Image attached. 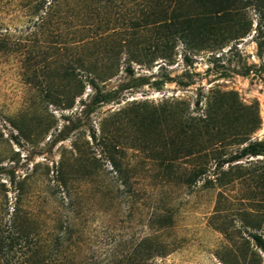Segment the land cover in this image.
Returning <instances> with one entry per match:
<instances>
[{
	"label": "rangeland",
	"instance_id": "374dc122",
	"mask_svg": "<svg viewBox=\"0 0 264 264\" xmlns=\"http://www.w3.org/2000/svg\"><path fill=\"white\" fill-rule=\"evenodd\" d=\"M32 1L5 0L0 11V28L12 44L0 53V223L18 207L43 245L60 239L66 264H124L146 237L154 247L164 245L165 254L141 264H264L249 237L264 236V184L246 178L264 169V157L236 162L232 174L239 178L227 188L207 187L204 179L193 186L176 182L198 161L174 157L176 112L200 116L209 103L226 106L219 122L226 134L223 158L264 142V0L175 2L195 30L191 43L178 41L172 59L131 63L133 76L122 64L100 88L128 89L93 113L89 85L72 108L65 96L78 90L65 66L82 56L76 32L86 12L81 5L91 0H66L63 12L43 27L35 25ZM107 10L116 32L95 41L132 37V25L114 23L118 16ZM155 32L148 26L136 33L145 39ZM137 111L150 119L131 122ZM9 120L30 135L19 134ZM93 134L108 136V151ZM243 134L246 142L239 144Z\"/></svg>",
	"mask_w": 264,
	"mask_h": 264
},
{
	"label": "trees",
	"instance_id": "16d2710c",
	"mask_svg": "<svg viewBox=\"0 0 264 264\" xmlns=\"http://www.w3.org/2000/svg\"><path fill=\"white\" fill-rule=\"evenodd\" d=\"M4 1L0 0V11ZM180 1L133 0L132 3L134 4H132L130 0H91L89 6L81 5L80 9H86V12L81 17V30L76 32L80 33L82 38L76 43L83 48L82 56L73 64L65 66L67 78L74 76L77 79L78 90L72 96L69 95L70 92H66L65 96L68 102L66 108H72L75 99L84 94L88 85L95 91L91 103L87 105V108H91V113L94 112L93 109L97 106L111 104L120 100L122 91L128 89L127 87L122 86L116 90L103 91L100 88V83L118 76L122 64H129L125 71L130 76H133L134 71L131 63L148 65L157 59L169 60L173 57V51L178 41H182L185 44L191 43L195 30L191 26V20L185 18V14L175 5V2ZM240 1L243 0H235L236 3ZM65 2L66 0H33L31 2L35 5L33 15L38 18L35 25L43 27L51 19L60 15L63 12ZM172 4H174V8ZM108 8H112L118 16L114 23L122 21L132 25L131 29L135 31L132 37L114 40L113 37L107 36L98 42L95 41L97 37H103L109 32H116V29L111 27L113 19L107 10ZM139 11L141 18L136 16ZM229 15H231V12H229ZM148 26H155L156 34L145 39L138 37L136 32ZM101 49L105 50L107 57L100 58L101 51L99 50ZM10 50H12L10 39L0 28V53H6ZM101 61L103 62L101 63ZM143 84V82L140 83V85ZM225 107L217 108L214 104L211 105L209 103L204 113L200 116H194L184 109L176 112L175 118L179 122L180 133L175 143L174 157L185 156L193 158L196 162L198 161L191 171H184V174H178L176 178L178 181L176 182L193 186L204 179L207 187L227 188L229 184L234 183L239 178V176L236 178L232 174L234 167H236L234 166L236 162L250 157H264L263 142L250 143L238 152L231 154L228 158H223L220 151L223 144H225L226 138L221 136L224 133L219 127V122L221 121V109L223 110ZM147 113L137 111L131 118V122H138L142 125L143 122H147L150 119V115H147ZM9 122L13 124L19 134L25 137L30 135L26 126H19L13 120H9ZM70 131L67 130V133ZM67 135L61 131L59 137L65 140ZM244 135L240 136L242 141L240 140L239 144L246 142ZM205 136H209V138H205ZM12 137L13 139H18V137ZM92 138L105 151L106 149L108 151L109 138L106 134L100 138L93 134ZM111 162L113 168L120 171L118 164L113 158H111ZM226 165L229 167L227 170H225ZM59 174H61L60 177L63 179L61 171H59ZM246 178L251 179L253 182L257 181L264 184V169L257 168L251 171ZM60 183L64 184L63 180H60ZM244 215L245 217L250 216L246 212H244ZM160 226L165 227V223L160 224ZM32 229L30 219H23L18 207L14 209V214L9 222L0 223L1 264H66L68 262V258L63 253L64 251L61 250L62 242H60V239H58L59 242L56 246L43 245L39 232L36 229L34 230V228ZM249 237L253 240L255 247L264 253V236L258 233H251ZM164 249L165 246L162 244H157L155 247L152 246L151 238L146 237L134 253L124 258L126 259L124 264H141L142 260L148 261L156 255H164ZM109 264L114 263L110 262Z\"/></svg>",
	"mask_w": 264,
	"mask_h": 264
}]
</instances>
